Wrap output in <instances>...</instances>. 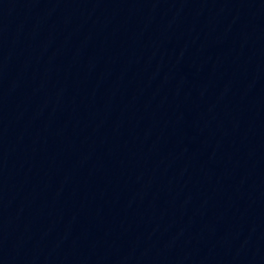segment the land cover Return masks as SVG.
I'll return each mask as SVG.
<instances>
[{
  "label": "water",
  "instance_id": "obj_1",
  "mask_svg": "<svg viewBox=\"0 0 264 264\" xmlns=\"http://www.w3.org/2000/svg\"><path fill=\"white\" fill-rule=\"evenodd\" d=\"M0 264H264V0H0Z\"/></svg>",
  "mask_w": 264,
  "mask_h": 264
}]
</instances>
